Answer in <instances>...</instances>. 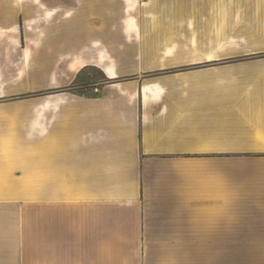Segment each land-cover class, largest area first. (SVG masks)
I'll list each match as a JSON object with an SVG mask.
<instances>
[{"label":"crops","instance_id":"1","mask_svg":"<svg viewBox=\"0 0 264 264\" xmlns=\"http://www.w3.org/2000/svg\"><path fill=\"white\" fill-rule=\"evenodd\" d=\"M235 255L264 257V0H0V264Z\"/></svg>","mask_w":264,"mask_h":264},{"label":"rangeland","instance_id":"2","mask_svg":"<svg viewBox=\"0 0 264 264\" xmlns=\"http://www.w3.org/2000/svg\"><path fill=\"white\" fill-rule=\"evenodd\" d=\"M36 0H27V4L30 3L31 5L35 3ZM33 64H27V79H26V93L25 95L21 96V99H24L25 102H33L34 97L39 94L40 92L36 90L35 82L33 79ZM59 69H62L63 66L59 65ZM102 76L99 73V71L91 70L89 71L85 76L84 80H99L101 79ZM46 91H42V93H45ZM28 208V207H27ZM32 211V210H31ZM32 212H30V209L27 211V215H31ZM32 258V257H31ZM234 264H248V263H264V257H259V256H238L235 255L234 257Z\"/></svg>","mask_w":264,"mask_h":264}]
</instances>
